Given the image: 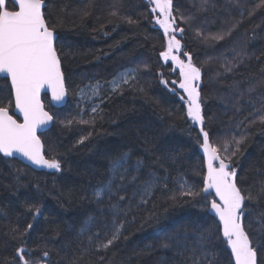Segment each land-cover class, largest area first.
I'll list each match as a JSON object with an SVG mask.
<instances>
[{"label":"trees","instance_id":"trees-1","mask_svg":"<svg viewBox=\"0 0 264 264\" xmlns=\"http://www.w3.org/2000/svg\"><path fill=\"white\" fill-rule=\"evenodd\" d=\"M258 2L172 0L175 27L184 29L173 33L181 41L180 58L187 62L184 52H188L201 69L203 127L230 161L242 189L259 188L264 182V128L249 123L259 115L257 109L264 110V84L260 83L264 81V6ZM152 8L149 0H44L46 23L55 28L67 99L54 108L47 97H41L54 120L39 137L45 157L59 159L61 171L33 170L0 156V264H18L15 249L22 241L12 239L11 233L27 223L33 224L25 238L29 258L37 264L44 250L50 252L48 264H67L73 258L79 264H186L187 254L160 247L161 241L177 232H186L192 240L203 235L213 264H233L219 225L209 215L214 196L204 193L206 200L194 201L180 196L181 182L194 191L203 187V138L187 116L181 89L172 84L179 82V71L159 61L166 39L157 27L159 14ZM113 10L116 16L111 15ZM239 10L245 16H239ZM182 17L191 19L185 22ZM229 29L231 34L223 40L210 38ZM198 31L202 36H197ZM129 69L136 70L135 79L122 87V93L107 92L108 84ZM97 82L102 86L98 114L88 116L77 106L76 96ZM0 88L4 89L0 97H7L9 86L3 78ZM247 103L253 107L249 111ZM94 115V123L65 127L70 120H91ZM85 136L88 139L80 144ZM243 136L247 140L240 152L232 155L234 143L224 151L225 142ZM123 152L130 153V163L143 159L157 175L166 176L167 188L156 190L147 204L128 216L113 246L97 252L88 236L97 231L103 236L104 221L93 193L108 179L109 161ZM146 179L148 168L141 172V180ZM132 191L133 186L126 195L131 197ZM30 206L41 210L35 220L27 212ZM262 214L264 201L249 205L242 217L254 245H264ZM90 217H96V222ZM257 264H264V246L257 248Z\"/></svg>","mask_w":264,"mask_h":264},{"label":"snow or ice","instance_id":"snow-or-ice-1","mask_svg":"<svg viewBox=\"0 0 264 264\" xmlns=\"http://www.w3.org/2000/svg\"><path fill=\"white\" fill-rule=\"evenodd\" d=\"M149 2L155 5L152 12L158 11L163 17L162 19L157 18L156 23L168 36L167 50L160 55L166 62L171 60L175 68L179 69L180 80L179 82L173 80L172 84H178V87L187 95L185 101L187 116L193 123L201 125L200 133L203 137L201 147L207 158L208 171L204 177L203 187L199 191H194L191 186H186L185 182H181L180 187L183 190L180 196L181 198L190 197L193 201L197 197L206 200L207 197L203 194L214 190L219 200L211 202V211L215 213L223 226V238L231 249L234 264H257V248L264 245L260 242L254 245L242 224V217L249 205L264 201V182L259 188L250 186L242 189L237 185L235 169L230 168V161L226 162L218 147L210 141L208 131L203 127L204 117L197 83L201 79V69L193 64L192 56L188 52H184L187 62L176 54L181 50V41L174 34L169 35L176 31L184 32L183 28L175 27L172 0H149ZM261 6H264V0H261ZM43 7L44 0H0V78L10 80L7 97H0V154L7 158L19 156L38 168L59 172L61 171L60 160L56 157H45L44 145L37 135L38 129L49 125L54 120V116L45 110L41 102V91L50 90L51 99L55 103L62 102L67 95L61 62L55 47V28H50L46 23ZM111 15L116 16L117 11L113 10ZM182 19L187 22L191 18L182 17ZM128 23L131 24L134 21L129 19ZM231 31L232 29H229L226 33L213 35L210 38L214 41L223 40L225 36L231 34ZM197 36H202V33L198 31ZM134 71L136 70L121 73L118 79L114 78L111 82V91L122 93L121 85L129 84V77L135 79V76L131 74ZM161 83L167 85L164 80ZM260 83L264 84V81ZM101 87L97 82L95 88H90L92 95L98 96ZM3 92L4 89L0 88V93ZM13 97L15 110L23 116L22 122H18L13 115L9 114ZM181 99L183 100L184 97L181 96ZM98 107V105L92 106V113L98 114ZM256 111L259 115H253L249 123L258 122L264 128V110L257 109ZM74 122L94 123L95 115L91 120L82 118L77 121L70 120L65 127L71 126ZM90 135L91 133L88 134ZM88 136L82 138L79 143L83 144ZM246 140L247 136L239 140L233 137L231 142H225L224 151H228L229 143H234L235 151L232 155H235L242 150L241 145ZM130 161L131 155L128 152H123L110 160L108 179L93 193L100 218L104 221L103 236L100 231L88 236L89 245L97 252L106 251L113 246L119 240L128 216L139 205L147 204L156 190L167 188L165 183L167 177L157 175L143 159L137 158L131 163ZM216 161H219L218 166L214 163ZM145 168H148V179L141 180V172ZM129 186H133L131 197L126 195ZM137 196L139 201L134 204V198ZM171 199L175 203L177 198L173 195ZM105 200H107L106 205ZM181 202L187 203L188 201ZM27 212L32 214L33 220L41 215L40 208L35 206L28 207ZM133 219H135L134 216ZM90 220L95 223L97 218L90 217ZM261 227L264 230V214H262ZM32 228L33 224L27 223L24 229L12 230L11 238L22 241V244L15 249L18 264H37L29 258L30 249L25 239ZM81 235H83V230ZM160 247L174 249L178 255L187 254L186 264L189 261L190 264H213L207 253V239L203 235L192 240L186 232H177L161 241ZM49 255L50 252L44 250L43 259L39 264H48ZM67 264H79V259L73 258L67 261Z\"/></svg>","mask_w":264,"mask_h":264},{"label":"water","instance_id":"water-1","mask_svg":"<svg viewBox=\"0 0 264 264\" xmlns=\"http://www.w3.org/2000/svg\"><path fill=\"white\" fill-rule=\"evenodd\" d=\"M43 9H44V7H43ZM43 9H42V11H43ZM157 13H159V12L157 11ZM159 14H160V13H159ZM55 37H56V36H55ZM55 42H56V39H55ZM181 52H182V50H180V52H179V53H176V54L180 57ZM158 58H159L160 63L163 64V65H165V64L168 62V61L166 62V61L162 58L161 55H159ZM7 82H8V86L10 87V80H7ZM197 83H199V81H198ZM42 96L47 97V99H48L50 105H51L52 107H54V108H60V107H62V106L65 104L66 99H67V95H66L65 99H64L62 102H60V103H55V102H53L52 99H51V91L48 90V89H43V90L41 91V97H42ZM12 99H13V102H12V103H13V112H12L13 118H14V119H17L18 122H22V121H23V116H22V114H20L18 111L15 110V108H14V97H13ZM41 102H42V101H41ZM51 124H52V123H50L49 125H47V126H45V127H42V128H40V129H38V131H37V135L39 136L40 134L46 132V131L49 129V127L51 126ZM194 126H195V128H198V129L201 127V125H198V124H195V123H194ZM200 134H201V133H200ZM201 137H202V134H201ZM202 138H203V137H202ZM200 154H201V157H202L203 167H204V173H205V176H206V175H207V171H208V169H207V158H206V156H205V154H204V152H203L202 147H201V149H200ZM0 156H3V155L0 154ZM9 159L15 160V161H17L18 163L22 164L23 166L28 167L29 169H33V170H41V171H48V172H52V171H53V170H49V169H45V168H38V167L32 165V164H31L30 162H28L27 160H24L23 158H21V157H19V156H16L15 158H9ZM214 163L218 166L219 161H216V162H214ZM230 168H231V167H230ZM208 194L213 195V196H214V200H217V201L219 200V198L215 195L214 190L210 191ZM209 215H211V216L217 221V223H218V225H219V228H220L221 236H222V238H223V226H222V224L220 223L219 218L215 215V213L211 211V205H210V208H209ZM223 240H224V238H223ZM224 242H225V244H226V241H225V240H224ZM226 247H227V249H228V251H229V253H230V255H231V249L227 246V244H226ZM231 257H232V255H231ZM232 260H233V264H234V257H232Z\"/></svg>","mask_w":264,"mask_h":264},{"label":"rangeland","instance_id":"rangeland-1","mask_svg":"<svg viewBox=\"0 0 264 264\" xmlns=\"http://www.w3.org/2000/svg\"><path fill=\"white\" fill-rule=\"evenodd\" d=\"M252 4L253 3H259L258 1H261V0H249ZM261 3V2H260ZM256 5H259V4H256ZM261 5V4H260ZM152 6H153V8L155 7V5L154 4H152ZM255 10V7H253V9H252V11H254ZM243 10H239V16H245V11H243ZM254 13V12H253ZM253 13H251L253 16L256 14H253ZM159 14V13H158ZM157 18H163V17H161L160 16V14H159V16L157 17ZM157 27L159 28V29H161L162 31H163V28H161V26L159 25V24H157ZM175 34V33H174ZM169 35H173V33H169ZM165 39H166V42H165V50H167V43H168V36H166L165 35ZM167 63H169L170 65H171V67L173 68V69H175V71H179V69L178 68H175V65H173V63H172V61L171 60H168V62ZM132 69H129V70H126V71H124V72H122V73H125V72H129V71H131ZM120 74L121 73H119L115 78L116 79H118L119 78V76H120ZM132 75H134L135 76V73L134 72H132L131 73ZM129 80H130V82L131 81H133V79H131V77H129ZM113 81V80H112ZM129 82V83H130ZM124 86H126V85H121V87H124ZM96 87V85H87V87H85L82 91H80L79 93H78V95L76 96V104H77V106L78 107H80V109H81V112L82 113H84V112H86L87 114H88V116H92L94 113H92V111H91V108H92V106H94V105H98L99 106V104H100V102H99V95L98 96H93L92 95V93H91V91H90V88H95ZM111 88H112V84H111V82L108 84V87H107V92H109V93H113L112 91H111ZM101 89V88H100ZM99 92H100V90H99ZM181 92L183 93V97L185 98V101L187 100V95H186V93H184L183 92V90L181 89ZM185 104H186V102H185ZM246 105V107L248 108V111L249 110H251L253 107H251V106H248L249 104L247 103V104H245ZM186 107H187V104H186ZM193 123V122H192ZM129 187H131V186H129ZM128 187V188H129ZM133 192V191H132ZM131 196H132V193H131ZM134 200H136L137 201V203H138V201H139V197L137 196V197H135L134 198Z\"/></svg>","mask_w":264,"mask_h":264}]
</instances>
